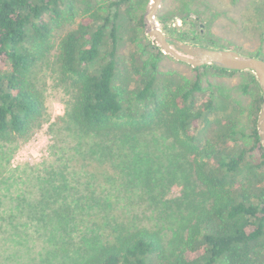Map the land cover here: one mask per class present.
Masks as SVG:
<instances>
[{"label":"trees","instance_id":"obj_1","mask_svg":"<svg viewBox=\"0 0 264 264\" xmlns=\"http://www.w3.org/2000/svg\"><path fill=\"white\" fill-rule=\"evenodd\" d=\"M149 4L0 0V169L6 145L42 123L37 69L52 62L66 97L49 126L55 159L26 181L56 252H81L78 264H264L257 80L211 65L163 74L167 56L144 35ZM204 70L246 75V111L206 95Z\"/></svg>","mask_w":264,"mask_h":264},{"label":"rangeland","instance_id":"obj_2","mask_svg":"<svg viewBox=\"0 0 264 264\" xmlns=\"http://www.w3.org/2000/svg\"><path fill=\"white\" fill-rule=\"evenodd\" d=\"M67 1L79 6L83 0H64V3ZM158 17V27L171 38L180 40L179 36L185 35L190 44L264 57V0H162ZM144 35L151 42L146 27ZM132 45L128 44L126 51L134 50ZM166 56L160 62L159 70L163 74L169 72L188 78L195 75L190 65ZM37 72L45 107L42 123L35 125L25 138L7 144L2 156L5 169H0V182L3 181L0 183V264H78L81 252H56L54 231L46 232L47 215L35 207L37 194L26 181L31 170L55 159L49 126L65 113L66 97L55 80L52 62ZM201 74L206 95L221 94L246 111L250 100L241 88L246 75H217L211 70ZM226 113L217 111L215 116ZM8 180L18 182L10 191L4 184ZM178 195L179 188L174 187L170 197ZM60 237L63 238L61 234Z\"/></svg>","mask_w":264,"mask_h":264},{"label":"water","instance_id":"obj_3","mask_svg":"<svg viewBox=\"0 0 264 264\" xmlns=\"http://www.w3.org/2000/svg\"><path fill=\"white\" fill-rule=\"evenodd\" d=\"M161 3L162 0H150L144 15V22L150 41L164 55H170L175 60L186 63L194 69L211 65L229 71H249L255 76L263 97L262 107L257 120V130L264 148V59L244 56L235 50L194 45L167 36L158 27L156 21ZM148 23L150 24L149 29H147Z\"/></svg>","mask_w":264,"mask_h":264},{"label":"bare ground","instance_id":"obj_4","mask_svg":"<svg viewBox=\"0 0 264 264\" xmlns=\"http://www.w3.org/2000/svg\"><path fill=\"white\" fill-rule=\"evenodd\" d=\"M149 27H150V24L148 23V24H147V28L149 29Z\"/></svg>","mask_w":264,"mask_h":264}]
</instances>
